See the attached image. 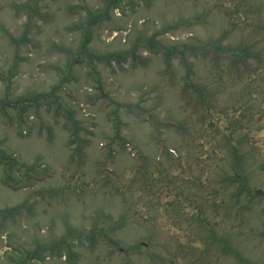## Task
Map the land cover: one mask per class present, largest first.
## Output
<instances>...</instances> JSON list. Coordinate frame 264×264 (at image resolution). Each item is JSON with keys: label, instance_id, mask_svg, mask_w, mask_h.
Wrapping results in <instances>:
<instances>
[{"label": "rangeland", "instance_id": "374dc122", "mask_svg": "<svg viewBox=\"0 0 264 264\" xmlns=\"http://www.w3.org/2000/svg\"><path fill=\"white\" fill-rule=\"evenodd\" d=\"M0 151V264H264V0H0Z\"/></svg>", "mask_w": 264, "mask_h": 264}, {"label": "trees", "instance_id": "16d2710c", "mask_svg": "<svg viewBox=\"0 0 264 264\" xmlns=\"http://www.w3.org/2000/svg\"><path fill=\"white\" fill-rule=\"evenodd\" d=\"M96 12H98L97 14H94V13H91V12H89L88 13V21H89V23H91V24H93L94 22H96L93 18H95V17H98L99 19H101V17L103 16V15H105L106 13H108V11H107V9H105V11H96ZM230 53L233 55V56H239L240 54L238 53V51L236 52V51H234L233 49L230 51ZM242 54V53H241ZM117 127V126H116ZM116 134L118 135L119 134V131L118 130H116ZM4 161V162H3ZM0 163H4V168H6V165H10V164H12L13 165V163H15L13 160H11L7 155H5V153H3V152H0ZM5 183H6V185L7 186H15L14 184H12L11 182H9L10 184H12V185H9V183H8V181L7 180H5L4 181ZM6 210H4L3 212H5ZM62 241H60V244L62 245L61 247H59L58 249H56V251L54 252V250H53V246H49V249H50V253H55L56 254V252L59 254V253H61L62 254V252L61 251H63V252H65L67 255L68 254H71V252H72V246L71 245H67L66 243H63L64 241H63V239H61ZM42 245H40V247H41ZM47 247H45V249H46ZM55 249V248H54ZM35 254H40V252H38V250L37 249H34V250H32V251H30V252H28L27 253V255H26V258H25V260H21L20 261V264H28L27 263V261L30 259V258H34V256H35Z\"/></svg>", "mask_w": 264, "mask_h": 264}, {"label": "bare ground", "instance_id": "6f19581e", "mask_svg": "<svg viewBox=\"0 0 264 264\" xmlns=\"http://www.w3.org/2000/svg\"><path fill=\"white\" fill-rule=\"evenodd\" d=\"M9 185H12V184L9 183ZM11 187H12V186H9V188H11Z\"/></svg>", "mask_w": 264, "mask_h": 264}]
</instances>
